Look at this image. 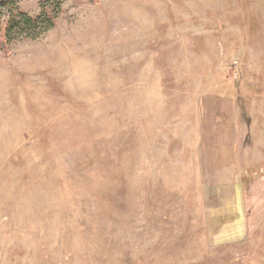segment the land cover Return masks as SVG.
<instances>
[{
  "label": "rangeland",
  "instance_id": "374dc122",
  "mask_svg": "<svg viewBox=\"0 0 264 264\" xmlns=\"http://www.w3.org/2000/svg\"><path fill=\"white\" fill-rule=\"evenodd\" d=\"M42 2L54 28L0 38V264H264V0H0L3 27Z\"/></svg>",
  "mask_w": 264,
  "mask_h": 264
},
{
  "label": "trees",
  "instance_id": "16d2710c",
  "mask_svg": "<svg viewBox=\"0 0 264 264\" xmlns=\"http://www.w3.org/2000/svg\"><path fill=\"white\" fill-rule=\"evenodd\" d=\"M4 1H1V5ZM59 10V6H56ZM57 13L56 9L48 8L44 2L41 3L40 14L36 17L29 16L23 12H12L11 20L7 26L2 25L0 18V38L10 44L19 39L37 40L55 27ZM5 24V23H4Z\"/></svg>",
  "mask_w": 264,
  "mask_h": 264
}]
</instances>
